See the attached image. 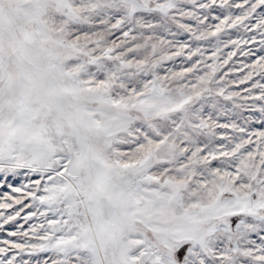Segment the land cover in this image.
Returning <instances> with one entry per match:
<instances>
[{
    "label": "snow or ice",
    "instance_id": "obj_1",
    "mask_svg": "<svg viewBox=\"0 0 264 264\" xmlns=\"http://www.w3.org/2000/svg\"><path fill=\"white\" fill-rule=\"evenodd\" d=\"M0 264H264V0H0Z\"/></svg>",
    "mask_w": 264,
    "mask_h": 264
}]
</instances>
